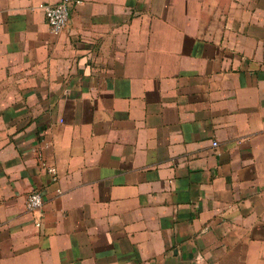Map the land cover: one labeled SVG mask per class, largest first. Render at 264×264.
<instances>
[{
	"label": "crops",
	"instance_id": "1",
	"mask_svg": "<svg viewBox=\"0 0 264 264\" xmlns=\"http://www.w3.org/2000/svg\"><path fill=\"white\" fill-rule=\"evenodd\" d=\"M59 1L0 0V264H264V0H73L53 34Z\"/></svg>",
	"mask_w": 264,
	"mask_h": 264
},
{
	"label": "built area",
	"instance_id": "2",
	"mask_svg": "<svg viewBox=\"0 0 264 264\" xmlns=\"http://www.w3.org/2000/svg\"><path fill=\"white\" fill-rule=\"evenodd\" d=\"M73 0H60L53 4H42L45 21L53 34H59L64 30L69 19L70 6ZM79 3L80 1H76ZM215 145L216 143L213 142ZM51 173H55L53 167L48 169ZM43 203L42 195L37 190H32L26 198V208L29 212H37ZM35 225H40V218L36 217Z\"/></svg>",
	"mask_w": 264,
	"mask_h": 264
}]
</instances>
